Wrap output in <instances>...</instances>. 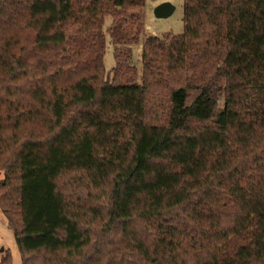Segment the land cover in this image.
Returning <instances> with one entry per match:
<instances>
[{"label":"trees","instance_id":"trees-1","mask_svg":"<svg viewBox=\"0 0 264 264\" xmlns=\"http://www.w3.org/2000/svg\"><path fill=\"white\" fill-rule=\"evenodd\" d=\"M144 2L0 0L21 264H264V0H183L138 76Z\"/></svg>","mask_w":264,"mask_h":264},{"label":"rangeland","instance_id":"rangeland-1","mask_svg":"<svg viewBox=\"0 0 264 264\" xmlns=\"http://www.w3.org/2000/svg\"><path fill=\"white\" fill-rule=\"evenodd\" d=\"M163 4L170 5L172 11L167 16L157 17L155 10ZM165 13L166 12H164V14ZM182 18L183 0H145L142 12L143 33L139 42L131 47V62L135 66L138 76H140L142 69L141 48L143 40L146 37H162L164 34H181L183 32ZM103 66L105 73H108L114 67L112 47L108 43L106 44V50L103 56ZM170 86H172V82H169V85L167 84L165 86L166 89L163 88L164 91L161 93L165 99L168 95L167 89ZM193 96L190 97V100ZM4 178V172L0 171V263L5 256L8 255L9 264H21L20 254L15 243L12 229L3 213V210L6 209L16 226H19L14 182H12L10 186H5ZM59 185L63 189L66 198L69 196L71 197V201L72 198L77 199V196L82 192V189H75V187L78 186V182L74 174L63 176L59 181ZM89 201L88 199L86 200V202Z\"/></svg>","mask_w":264,"mask_h":264},{"label":"water","instance_id":"water-1","mask_svg":"<svg viewBox=\"0 0 264 264\" xmlns=\"http://www.w3.org/2000/svg\"><path fill=\"white\" fill-rule=\"evenodd\" d=\"M171 11H172V8L170 5L163 4L155 10V14L157 17H163V16L169 15ZM164 12L166 13L164 14Z\"/></svg>","mask_w":264,"mask_h":264}]
</instances>
